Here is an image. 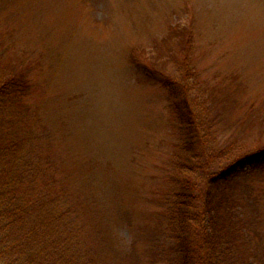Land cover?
<instances>
[{"label": "rangeland", "instance_id": "obj_1", "mask_svg": "<svg viewBox=\"0 0 264 264\" xmlns=\"http://www.w3.org/2000/svg\"><path fill=\"white\" fill-rule=\"evenodd\" d=\"M8 77L24 87L0 97V162L61 210L47 264H171L162 195L200 197L264 148V0H0ZM227 189L234 240L264 264V161Z\"/></svg>", "mask_w": 264, "mask_h": 264}, {"label": "trees", "instance_id": "obj_2", "mask_svg": "<svg viewBox=\"0 0 264 264\" xmlns=\"http://www.w3.org/2000/svg\"><path fill=\"white\" fill-rule=\"evenodd\" d=\"M23 87L24 82L8 77L0 83V97ZM262 161L264 148L236 156L216 174H209L204 188L200 189V197H196L193 192L183 191L177 192L173 197L170 192L162 195L167 228L164 241L170 246L171 264H249L250 258H243L232 234L239 206L226 187ZM22 165L21 168H26L25 172L31 170L28 162ZM4 166L0 162V264H47L56 253H44L38 240L39 232L62 218L61 210L46 207L55 200L50 195L37 193L26 197L27 192L19 190L22 178H25L24 173L16 169L11 174L13 168ZM40 168L43 169V166ZM184 181L189 189L193 188L189 178L185 176ZM30 187L27 188L29 192ZM46 199L49 200L48 203ZM33 206L38 212L44 211L48 217L44 222L37 223L32 219L26 220L28 228L26 221V225H22L20 221L27 218ZM21 226L27 229L19 234L16 229ZM54 227L53 224L52 228ZM29 238L31 243L28 245L26 240ZM55 246L58 250L60 245L55 242ZM68 261L73 264L72 260Z\"/></svg>", "mask_w": 264, "mask_h": 264}]
</instances>
